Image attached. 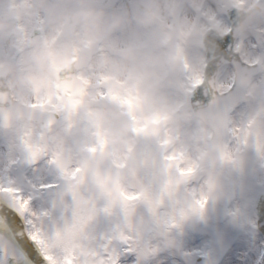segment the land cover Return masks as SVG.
<instances>
[{"label": "clouds", "instance_id": "1", "mask_svg": "<svg viewBox=\"0 0 264 264\" xmlns=\"http://www.w3.org/2000/svg\"><path fill=\"white\" fill-rule=\"evenodd\" d=\"M0 264H264V0H0Z\"/></svg>", "mask_w": 264, "mask_h": 264}]
</instances>
